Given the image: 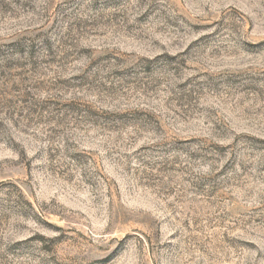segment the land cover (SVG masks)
I'll use <instances>...</instances> for the list:
<instances>
[{"label": "rangeland", "instance_id": "1", "mask_svg": "<svg viewBox=\"0 0 264 264\" xmlns=\"http://www.w3.org/2000/svg\"><path fill=\"white\" fill-rule=\"evenodd\" d=\"M0 264H264V0H0Z\"/></svg>", "mask_w": 264, "mask_h": 264}]
</instances>
